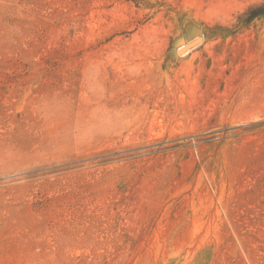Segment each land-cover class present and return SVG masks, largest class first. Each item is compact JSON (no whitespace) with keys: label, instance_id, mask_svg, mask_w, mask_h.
Returning a JSON list of instances; mask_svg holds the SVG:
<instances>
[{"label":"rangeland","instance_id":"1","mask_svg":"<svg viewBox=\"0 0 264 264\" xmlns=\"http://www.w3.org/2000/svg\"><path fill=\"white\" fill-rule=\"evenodd\" d=\"M0 264H264V0H0Z\"/></svg>","mask_w":264,"mask_h":264}]
</instances>
